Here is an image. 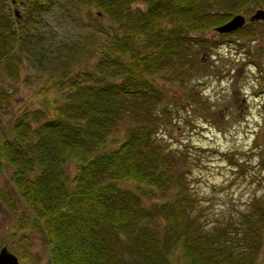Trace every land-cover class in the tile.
Masks as SVG:
<instances>
[{
    "label": "trees",
    "instance_id": "obj_1",
    "mask_svg": "<svg viewBox=\"0 0 264 264\" xmlns=\"http://www.w3.org/2000/svg\"><path fill=\"white\" fill-rule=\"evenodd\" d=\"M135 1L27 0L20 23L17 10L11 13L20 0H0V165L11 168L10 182L27 206L17 230L42 234L47 264H173L174 251L184 264H258L264 194L207 219L208 207L190 184V155L177 157L160 137L176 113L156 75L184 87L209 44L191 32L215 28L250 2L264 0H141L144 7H133ZM58 5L72 20L84 7L91 32L70 43L67 55L46 71L36 59L48 73L38 91L43 106L21 105L8 134L1 113L11 92L4 79L20 80L23 57L32 58L36 24ZM255 24L238 31L253 32ZM87 50L94 61L75 67ZM50 91L61 93L52 109ZM198 92L189 86L184 99L202 106ZM123 122L126 136L106 149L108 136ZM67 159L77 160L72 177L64 168ZM0 200L17 210L9 190H0ZM23 241L28 247L24 234Z\"/></svg>",
    "mask_w": 264,
    "mask_h": 264
},
{
    "label": "rangeland",
    "instance_id": "obj_2",
    "mask_svg": "<svg viewBox=\"0 0 264 264\" xmlns=\"http://www.w3.org/2000/svg\"><path fill=\"white\" fill-rule=\"evenodd\" d=\"M26 1L11 5V13L17 10L20 23L24 19ZM58 6L45 11L36 24L35 42L28 50L34 59L23 57L20 80L4 79L11 92L10 102L1 113L3 130L8 134L21 105L43 106L38 91L46 85L48 73L45 71L67 55L70 43L91 32V19L84 7L81 6L80 14L71 12L77 18L80 16L72 20L70 12ZM133 7H144V4L137 0ZM261 8L264 9V4L250 2L239 13L247 19ZM91 13L98 11L92 8ZM100 19L107 22L104 17ZM252 22L256 23L253 32L251 28L238 31L239 27L225 33L215 28L191 32V35L204 37L209 44L200 55L203 56L201 68L193 72L185 88L177 81L156 75L160 82L166 83L168 107L176 113L169 124L161 128L160 137L170 144L169 148L177 157L185 152L190 155V184L203 197L201 206L208 207L210 221L224 217L220 212L241 209L264 194V19L245 21ZM94 58L87 50L74 66H83L85 61L89 63ZM36 59H40L45 71L37 68ZM193 85L199 91L197 97L203 107L197 100L184 99L186 89ZM60 96L59 91L47 94L50 109L59 102ZM127 123H121L108 136L106 149L119 145L127 134ZM76 165L75 159L65 161L64 168L70 177L75 174ZM10 173V167L0 165V190H9L17 206V210L9 211L0 200V246L6 244L19 257L20 264H47L49 254L42 234L35 229L17 230L18 217L22 211H27V206L13 188ZM119 184L137 190L130 181H119ZM143 198L149 203L145 196ZM155 200L162 198L157 195ZM22 233L28 238V247ZM25 250L26 255H22L21 251ZM170 260L173 264H184L177 251L170 254ZM256 261L264 263V239Z\"/></svg>",
    "mask_w": 264,
    "mask_h": 264
},
{
    "label": "water",
    "instance_id": "obj_3",
    "mask_svg": "<svg viewBox=\"0 0 264 264\" xmlns=\"http://www.w3.org/2000/svg\"><path fill=\"white\" fill-rule=\"evenodd\" d=\"M259 19H264L263 8L255 10L247 19L240 13L235 14L225 23L216 26L215 30L220 33L230 32L243 26L246 20L251 22ZM0 264H20L18 256L10 251L6 244L0 246Z\"/></svg>",
    "mask_w": 264,
    "mask_h": 264
}]
</instances>
